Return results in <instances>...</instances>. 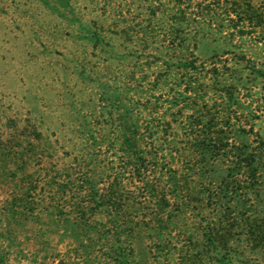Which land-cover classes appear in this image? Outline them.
I'll use <instances>...</instances> for the list:
<instances>
[{"label": "rangeland", "instance_id": "374dc122", "mask_svg": "<svg viewBox=\"0 0 264 264\" xmlns=\"http://www.w3.org/2000/svg\"><path fill=\"white\" fill-rule=\"evenodd\" d=\"M148 14L141 0H0V132L6 149L18 148L30 163L39 193L51 196L59 188H74L72 179L81 166L98 187L112 181L125 161L122 125L137 118L168 120L169 111L182 106L184 84L176 60L149 56L159 54V42L142 50L136 36L126 41L121 36L122 30H149L153 22ZM188 26L196 56L205 60L217 55L230 65L233 56L225 51L237 49L197 35V22ZM240 104L233 105L243 125L239 139L258 152L261 186L247 191L242 174L226 176L225 181L239 182L229 183L228 208L220 210L207 198L203 179L215 181L209 193L222 192L218 186L227 173L222 158L205 174L188 169L190 183L180 176L179 185L195 187L197 202L185 215L175 203L169 207L172 218L163 233L171 242L150 250L145 247L153 246L150 236L137 240L140 261L264 264V240L258 242L257 232L264 228V112L248 107L244 98ZM124 181L130 193L128 172ZM12 185V180H0V264H60L75 245L72 238L47 216L5 215L2 201ZM207 228L223 239L218 250L206 241L209 232L203 236Z\"/></svg>", "mask_w": 264, "mask_h": 264}, {"label": "trees", "instance_id": "16d2710c", "mask_svg": "<svg viewBox=\"0 0 264 264\" xmlns=\"http://www.w3.org/2000/svg\"><path fill=\"white\" fill-rule=\"evenodd\" d=\"M141 1L147 3L153 24L149 30H122L123 41L136 36L142 50L149 43H160L159 54L149 56L176 60L184 84L179 94L183 104L169 111L171 119L140 122L137 118L122 125L121 158L125 161L112 181L98 187L81 166L80 174L72 179L74 188H59L51 196L39 193L40 183L29 171L30 163L18 148L6 149L0 132V180L13 183L4 193L1 209L13 217L47 216L50 224L61 226L75 245L62 255L60 264H147L138 259L135 243L150 236L153 246L145 247L152 250L171 242L163 233L172 218L169 207L175 203L185 215L197 202L195 187L180 186L178 178L188 185L186 171L193 167L205 174L222 158L227 172L218 186L222 192L209 193L215 181L203 179L207 198L220 210L228 208L231 198L227 186L238 181H225L227 178L242 174L247 191L261 186L258 152L239 139L243 125L233 105L239 108L244 98L248 107L264 112L260 91L264 89V0ZM191 21L197 22V35L213 36L237 49L238 53L225 51L233 56L230 65L217 55L205 60L195 55L196 41L188 26ZM184 108L190 113H183ZM126 172L133 186L130 193L124 181ZM257 232L261 234L258 242L263 241L264 228ZM203 236L215 250L223 241L212 228L204 230ZM188 240L193 241L191 236Z\"/></svg>", "mask_w": 264, "mask_h": 264}]
</instances>
